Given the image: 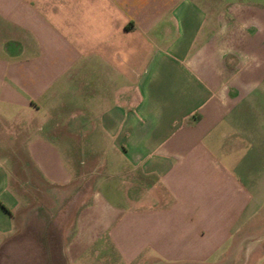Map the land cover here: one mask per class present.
<instances>
[{"label": "crops", "instance_id": "obj_1", "mask_svg": "<svg viewBox=\"0 0 264 264\" xmlns=\"http://www.w3.org/2000/svg\"><path fill=\"white\" fill-rule=\"evenodd\" d=\"M6 239L32 264H264V0H0Z\"/></svg>", "mask_w": 264, "mask_h": 264}, {"label": "rangeland", "instance_id": "obj_2", "mask_svg": "<svg viewBox=\"0 0 264 264\" xmlns=\"http://www.w3.org/2000/svg\"><path fill=\"white\" fill-rule=\"evenodd\" d=\"M17 155H18V153H14L11 156L16 157ZM14 160L18 164V160H16V159H14ZM16 171L19 173V175H18L19 178L17 177L18 179H20V180L25 179L26 176L24 174V172H25L24 170L17 167ZM15 179H16V176H15ZM11 239H6L4 241V244L0 245V264H26V263L32 264L36 258H34L33 256L31 258L27 257L31 253V251H33V250L29 249V247L27 246V241H25V243H26V244H24L25 247L19 248V245L17 243H16L15 247H13L14 242ZM20 242L22 244L23 241L21 240ZM29 258H30L31 262L28 261ZM151 259L152 258H148V259L141 258L135 264H164V263H160L158 261L157 262L151 261Z\"/></svg>", "mask_w": 264, "mask_h": 264}]
</instances>
